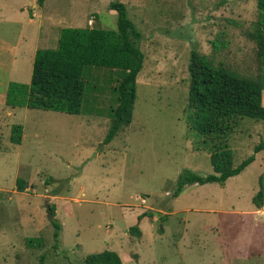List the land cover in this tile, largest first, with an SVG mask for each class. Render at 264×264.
Here are the masks:
<instances>
[{
    "label": "rangeland",
    "instance_id": "374dc122",
    "mask_svg": "<svg viewBox=\"0 0 264 264\" xmlns=\"http://www.w3.org/2000/svg\"><path fill=\"white\" fill-rule=\"evenodd\" d=\"M113 1L127 5L143 35L129 127L105 144L116 94L115 76L104 69L87 79L98 90L82 115L7 104L10 84H30L36 51L56 49L63 29L116 31ZM258 15L257 0H0V264H82L113 250L123 264H264V206L253 204L264 185V149L255 154L263 122L245 119L229 139L235 166L258 156L243 173L224 186H187L173 199L184 171L214 173L210 145L187 120L192 52L255 76L257 46L247 33ZM17 125L20 144L13 142ZM139 197L148 207H173L179 235L169 229L159 237L163 214L154 238L149 220L145 240L131 235L140 212L157 213L138 208ZM50 207L62 228L58 244ZM29 238L43 243L28 246Z\"/></svg>",
    "mask_w": 264,
    "mask_h": 264
},
{
    "label": "trees",
    "instance_id": "16d2710c",
    "mask_svg": "<svg viewBox=\"0 0 264 264\" xmlns=\"http://www.w3.org/2000/svg\"><path fill=\"white\" fill-rule=\"evenodd\" d=\"M47 0H38L43 6ZM259 11L253 30L248 38L257 46L258 73L255 76L240 75L215 58L192 52L189 71V98L187 120L205 142L210 145L213 174L201 176L184 171L178 180L173 199L179 197L187 186L225 183L243 173L255 161V156L235 166L229 149V139L236 133L243 120L252 119L264 123V0H257ZM110 10L117 13V30L108 31L98 27L65 28L61 31L56 49H38L35 55L31 82L28 85L11 83L6 102L12 108H28L54 111L68 115H82L88 111L91 94L98 90L89 84L94 71L107 70L116 94V107L109 112L110 130L105 144L109 145L123 129L133 121L137 100V80L144 69L145 54L141 49L143 35L129 17L127 5L113 1ZM219 43L213 42L216 52ZM22 126L14 127L13 142H22ZM264 144L255 148V154ZM18 191L24 192V181L18 180ZM264 185L253 199V204L264 206ZM51 222L56 231L58 244L61 225L54 207L49 209ZM151 212L140 216L152 217ZM131 235L139 236L138 226L129 229ZM43 243L42 238H29L28 246ZM82 264H123L121 256L114 251L87 256Z\"/></svg>",
    "mask_w": 264,
    "mask_h": 264
},
{
    "label": "crops",
    "instance_id": "0c3cea01",
    "mask_svg": "<svg viewBox=\"0 0 264 264\" xmlns=\"http://www.w3.org/2000/svg\"><path fill=\"white\" fill-rule=\"evenodd\" d=\"M37 52V51H36ZM264 93V92H263ZM259 154V153H258ZM256 159H255V161H257V158H258V156L257 157H255ZM254 161V162H255ZM248 168V167H247ZM227 183V182H226ZM225 183V184H226ZM214 184H217V183H214ZM219 185V184H218ZM192 186H194V185H192ZM199 186V185H198ZM221 186H224V185H221ZM189 187V186H188ZM167 195H169V193H167ZM170 196V195H169ZM149 197V196H148ZM57 198V197H56ZM178 198V197H177ZM141 199H142V197H139V198H137V200H138V202H140L141 203V205H138L137 207L138 208H143V209H151L152 211H154V212H157L155 215L153 214V216L152 217H144V218H142L141 220L139 219L140 218V216L141 215H143V211L142 212H140L138 215H137V217H138V227H139V229H140V231H141V235H140V237L142 238V239H144L145 240V231L143 230V223L145 222V221H147V220H149L150 221V223L148 224V228H149V231H150V237H152V238H154L153 236H152V230H154V228L156 227V224H157V214H163V215H165V216H168V218L166 219V220H164V221H166V224L164 225V226H161L159 229H160V232L162 233L163 231L165 232H163L162 234H160L159 235V237H163V235L164 234H167V232H169V229H172L173 230V232H174V234H176L177 233V231H176V223L174 222V221H171V219L169 218V217H172V214H175V213H177V212H174V213H172L171 211H172V208L173 207H170L171 208V211H169V212H167V211H164V208L162 209H160V208H154V207H152V206H150V207H148V202H147V199L145 198V200H146V203H145V205L144 204H142V202H141ZM176 199V198H175ZM159 204H163V203H159ZM256 207V206H255ZM257 208V207H256ZM257 210H260V209H258L257 208ZM256 213H257V211H255ZM145 213V212H144ZM129 225H131L130 223H129ZM131 228L132 227H134V226H130ZM166 230V231H165ZM202 231V230H201ZM127 232V231H126ZM178 234V233H177ZM176 234V235H177ZM179 235V234H178ZM183 239H184V235H183V237H180L179 238V246L182 244V242H183ZM113 251H115V252H117L116 250H113ZM118 253V252H117ZM120 255V254H119Z\"/></svg>",
    "mask_w": 264,
    "mask_h": 264
},
{
    "label": "built area",
    "instance_id": "2783aa9c",
    "mask_svg": "<svg viewBox=\"0 0 264 264\" xmlns=\"http://www.w3.org/2000/svg\"><path fill=\"white\" fill-rule=\"evenodd\" d=\"M141 202H142V204H144V205H145V203H146V200H145V198H142V199H141Z\"/></svg>",
    "mask_w": 264,
    "mask_h": 264
}]
</instances>
